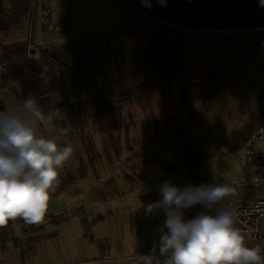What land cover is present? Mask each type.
Listing matches in <instances>:
<instances>
[{"label": "rangeland", "instance_id": "rangeland-1", "mask_svg": "<svg viewBox=\"0 0 264 264\" xmlns=\"http://www.w3.org/2000/svg\"><path fill=\"white\" fill-rule=\"evenodd\" d=\"M117 2L127 10H133L143 22H148L152 26H161L168 31L165 35H148L134 22L127 24L122 31L123 37L134 45L143 46L140 44L147 43L144 51L133 53L134 57L144 58L147 63H156V56L160 61L164 60L170 55L175 44L179 50L177 72L182 73L187 66L198 71L213 68L217 74L222 75L223 79H230V83L220 87L212 82L207 84L205 90L208 91L209 96L202 100H195L190 96V109L182 113V121L168 129L162 128L158 136L162 140L161 143L163 140H170L171 143L177 144V148L180 147L178 144L183 139L186 140L184 148L190 149L191 153L181 157L185 156L188 160L192 157L193 159L196 156L200 157L198 173L200 175L205 173L209 180L214 179L213 181L217 182L219 179L217 165L218 163H229L224 154L229 152L228 147L235 144L233 134L248 125L254 117V109L258 103L263 83L261 80L262 61L256 59L255 55L264 50V27L218 32L183 29L166 24L159 25L155 20L145 17L133 8L126 0H117ZM119 13L117 6L111 0H34L33 36L46 43L51 42V38L55 39L54 42H58L74 36L86 37L102 34L120 21L118 20ZM45 18L46 22L49 19V25L51 24L48 31H42L40 27ZM66 22L69 23L70 29L58 28ZM53 25L55 29H52ZM173 32H177L175 39L171 36ZM18 36L19 33L15 31V28L12 32L0 33V46L1 43L11 42ZM105 43V39L98 40L94 49L102 48ZM175 48L172 57H174ZM162 64L163 68L164 64ZM156 66L158 67V62ZM126 69L133 73L137 72L132 70L131 63ZM65 88L70 97L72 91L68 83ZM23 100L17 77L11 79L6 86L0 87V112L24 116ZM69 100L71 102V98ZM186 101L188 102V99ZM69 104L63 108L57 106L45 113L46 119L43 123H33L31 119H28L37 136L52 139L60 147L68 144L73 147V155L64 163L60 170L59 183L55 191L50 193L46 211L48 214L66 209L63 213L68 214L69 221L57 224L55 217H47L41 223H34L44 225V231L47 230L49 239L25 244L22 250L12 245L10 241V237L18 235V225L13 222L8 232L5 250L0 251V264H53L55 258L47 257L46 252L55 251L58 248L59 250L63 248L65 253L84 255L83 257L91 259L90 251L93 243L88 233L82 234L77 219L80 220V217H85V215L91 219L90 217L96 213H102L104 221L95 224L92 230L95 233H104L105 229L110 230L111 241L122 240L125 247L131 240L129 229L139 216L138 196L149 191V185L155 187L152 189L160 200L159 189L164 182L167 181L176 187L190 184L187 176L189 171L179 166L182 161L178 159L174 162L177 171L166 177L164 175L142 177L140 173L139 176L133 175L125 170L123 166L125 164L120 163L118 159L108 162L106 155L114 151L111 138L113 139L121 131L118 129V123L116 126L111 121L83 123V118L79 116H83L84 113L76 112L72 107L73 104ZM110 116L114 121L119 114L112 113ZM110 125L114 127L109 128ZM65 128L69 131L67 135H62L61 130ZM125 152L124 150L122 154ZM230 158L235 164L241 162L240 151H235ZM159 162L163 164L162 155H160ZM156 172L154 171L153 174ZM78 174L80 177L76 176ZM131 176L135 177L136 182L130 180ZM134 183L136 185L130 187V184ZM204 184L211 183L205 181L197 186ZM66 185L68 188H64ZM202 207V205L194 206L197 212L194 216L205 211ZM215 208H224V202L220 201ZM215 208L207 214H214ZM156 217L161 222L165 220L162 210L158 211ZM30 235L24 236L21 233L17 240L18 243L25 242L26 239L21 238ZM63 264H74V261L65 260Z\"/></svg>", "mask_w": 264, "mask_h": 264}, {"label": "trees", "instance_id": "trees-1", "mask_svg": "<svg viewBox=\"0 0 264 264\" xmlns=\"http://www.w3.org/2000/svg\"><path fill=\"white\" fill-rule=\"evenodd\" d=\"M111 1L117 6L123 17L107 34L106 44L98 50L92 49L91 52L89 49L86 50L87 47L83 45L84 40L82 39L64 45L36 44L33 36L34 0H0V33L6 34L14 28L19 29L23 24L28 26L24 40L1 43L0 87L6 86L11 79L17 77L22 98L27 99L29 95L36 97L45 114L57 106L60 108L70 105L69 103H73L74 98L81 93L85 94L82 99V102L85 103L91 104L93 101L97 102L101 99H105L107 102L119 103L134 98L141 91L162 89L167 86L168 78L186 73L185 71L182 73L177 72L179 50L175 44L170 52L172 55L173 49L176 47L174 57L171 60L169 59L170 61L168 57L160 61L156 56V63H147L144 58L134 57L133 53L135 51H144L146 48L136 47L130 40L122 36L121 26L126 21L134 22L144 31H152L160 35H165L168 31L161 28V26H152L148 22H143L133 10H127L117 0ZM157 23L165 25L160 22ZM62 25L68 26L69 23L66 22ZM175 33L177 32H173V35H171L174 38ZM153 52L155 53V51ZM157 62L158 67L156 66ZM130 63L133 65L132 70L137 72L133 73L126 69ZM161 64L164 66L163 68ZM213 72L212 68H207L203 73H195V75L200 76L199 78H213ZM198 82L199 87L194 85L192 89L191 97L195 100L209 96L208 91L205 90L206 87L201 83L203 81ZM67 83L72 91L70 97L65 90ZM89 93L92 94V97L88 96ZM49 94H56L58 99L52 101ZM69 98H71V102ZM99 116H102V114H99ZM108 127L111 128L112 126ZM251 131V127L247 125L235 131L232 136L235 139L233 149H242ZM185 150L190 149L185 147ZM189 152L191 153V150ZM198 153L197 151V155ZM200 160V157L196 156L194 159L192 157V159L183 160L181 163L185 164L186 169L189 171L190 185L192 186L207 181V177L198 173V162ZM139 201L144 223L149 225L157 212L148 215L145 213L144 206L156 202V194L154 192L142 194L139 196ZM191 208L184 211V218L189 215ZM67 215V213L62 212L47 214V217H55V223L58 224L67 220ZM79 221L83 227L84 235L87 234L88 223L85 217H80ZM13 222L18 225V235L10 237V241L12 245L20 248V250L25 244H33L43 237H48L43 233L39 234L44 229L43 225L28 223L23 217L18 216L9 219L4 227H0V251L5 250L8 232L11 230ZM21 233L24 236H28L30 233L31 235L21 238L22 240L26 239L25 242L18 243L17 240Z\"/></svg>", "mask_w": 264, "mask_h": 264}, {"label": "clouds", "instance_id": "clouds-1", "mask_svg": "<svg viewBox=\"0 0 264 264\" xmlns=\"http://www.w3.org/2000/svg\"><path fill=\"white\" fill-rule=\"evenodd\" d=\"M259 5L264 7V0ZM49 95L52 101L58 99L56 94ZM22 107L24 116L0 112V227L18 216L28 223H41L60 170L73 155L71 144L60 147L33 130L28 119L33 123L46 119L36 97L29 95ZM68 131L62 129L61 134ZM159 191L161 199L144 206L148 215L160 210L165 215L159 242L151 254L139 255L136 264H264V246L247 247L234 226L235 213L215 208L235 195L232 186L178 188L166 181ZM195 205H202L205 211L186 220L184 211ZM213 208L214 214H207Z\"/></svg>", "mask_w": 264, "mask_h": 264}, {"label": "crops", "instance_id": "crops-1", "mask_svg": "<svg viewBox=\"0 0 264 264\" xmlns=\"http://www.w3.org/2000/svg\"><path fill=\"white\" fill-rule=\"evenodd\" d=\"M44 13L46 14L47 11L45 10ZM119 14L120 15L118 16V20L121 21L123 16L121 13ZM45 22H46V18L44 19V21H42L40 25L42 31H48L49 26L51 25V24L49 25V19L47 20L46 23ZM129 23H131V21H126L121 26V30H120L121 33ZM116 25H113L110 29L104 31L105 33L93 35V36H86V37L74 36V37H70L68 40L58 41V42H54L53 40L55 39L51 38L50 40L51 42H46V43L44 41H41L40 39L39 40L36 39L34 36V41L36 44H40V45L42 44L64 45L69 42L82 39L84 40L83 45L85 47H88V49L91 50L92 52V49L96 47L97 41L100 39L107 40L106 39L107 34H109L112 28L115 27ZM58 28L70 29V25L65 26L61 24V26ZM27 29L28 26H26V24H23L19 29H15V31L19 33V36L14 38L12 41L24 40L25 32ZM52 29H55L54 25L52 26ZM139 29L142 30L140 27ZM142 31L147 33L148 35L160 36V34H157L156 32L144 31V30ZM145 44L147 45V43H144V44H140L143 46H139V44H136L135 46L144 48L146 47ZM171 58L172 55L170 54L168 56V60L169 59L171 60ZM192 69H194L193 73H192ZM204 71L205 70L198 71L195 68L187 66L185 68L186 73H184V75H175L168 78L166 87L162 89L141 91L134 98H130L121 101L119 103L107 102L105 101V99L98 100L97 102L93 101L94 103L92 102L91 104L85 103L82 102V99L84 98L85 94L81 93L80 95L74 98L73 103L71 104H73L72 107L75 109L76 112L84 113L83 116L82 115L79 116L83 118V123H89L90 121L92 123H104L107 121H111L113 124L115 123V126L116 123H118V129L121 131H119V133L117 134L118 136L116 135L113 139L111 138V140H113V143L111 145L114 146V151H112L113 153H109L108 155H106L108 162H113L114 160L118 159L120 163L125 164L123 165L125 166V170L133 175L139 176L140 173L142 177L145 176L158 177L161 175H164V177H166L170 173L173 172L175 173L177 171V167L176 165H174L175 160L176 159H178V161L187 160L185 156L184 157L181 156L190 155L189 152L190 150H185V148L183 147L186 142V140L184 139L183 141H181L180 144H178L180 145L179 148L176 147L177 146L176 143H171L170 140H163V142L161 143L162 140L158 137L159 131L162 128L168 129L170 126H174L176 125V123L182 121L181 115L182 113H186L190 109V104H189L190 96L193 93L192 90L193 86L195 85L196 87H199L197 84L198 81H203L201 83H203L206 88H207V84H209L210 82L214 83L217 87H220L221 85L222 86L227 85L228 83H230V79H223L222 75L217 74L215 71L213 72V78H199L200 76L195 75V73L201 74ZM262 87H264L263 83H262ZM88 96L92 97V94L89 93ZM187 99L188 102L186 101ZM258 104H259V97L255 109L257 108ZM63 107L64 106L60 108ZM112 113L119 114L118 117L114 118V121L110 116V114ZM99 114H102V116H99ZM253 116L254 117H252V121L249 122V124L247 125L250 126L251 129H253L254 125L256 124L255 114ZM112 127H114V125H112ZM186 127L187 126H185V128ZM233 146H235V144H233L231 147H228L229 152L227 154H224L225 157H227V161L229 163L226 164L218 163L217 165L218 168L217 171L219 174L218 176L219 179L217 180V182L213 181L214 179L209 180L207 174L201 173L202 175L207 177V181L209 183L216 185L225 184V183L228 184L227 182L230 180H237L251 173V169L245 165L241 157H240L241 162L237 164H235L232 158H230L232 157L235 151H241V149L238 150L233 149ZM124 150L126 152L122 154ZM160 155H162L163 164L159 162ZM119 166H121V164H119ZM179 166L184 167L186 169L185 164H180ZM154 171L155 172L157 171L156 174H153ZM76 176L80 177L79 174ZM127 176L128 173L126 177ZM187 176L189 177V174H187ZM130 178H131L130 180L136 182L135 177L131 176ZM190 184H191V180H190ZM135 185L136 183L130 184V187H133ZM148 187H149V191L141 193L140 195L149 192H154L156 194V192L153 191L152 189L154 186L149 185ZM179 187H184V186H179ZM232 187L235 189V195L226 197L222 200L224 202L223 209L231 210V208L239 201L251 200L264 196V186L235 185ZM64 188H68V186L66 185V187ZM139 196H138V200H139ZM157 201H158V197H157ZM70 209L71 208H69V210ZM202 209L204 208L202 207ZM65 210L49 212L48 214H59L65 212ZM137 211L139 213V216L137 217L136 221L129 229L131 240L129 241L128 245L127 244L125 245V247L123 245L124 242L122 240H119V242H114L115 240L111 241L109 236L110 230L105 229L104 233H95L92 230L95 224L104 221V216L102 215V213H96L93 217H90L91 219H89V217L85 215V220L88 223V231H87L88 236L90 237V240L93 243V248L90 251L91 259H87L83 257L84 255H72L65 253L63 251L64 250L63 248L60 250L58 248L55 251L46 252V256L55 258L53 264H63L65 260H68L69 262L74 261V264H94L97 258H101L103 264H136V260L139 255L151 254V250L153 249L154 245H158V238H160L159 229L161 225H163L164 223L161 222L160 219L156 217L157 216L156 215L155 218L152 220L151 224L145 225L143 217L140 212V201ZM202 212H204V210ZM195 213L197 212L193 206L191 208L189 215L185 219L187 220L196 217L194 216ZM44 219L45 220L47 219V214H45ZM68 221L69 220L67 219L61 222L65 223ZM77 221L81 229V232L84 235L83 227L81 226L79 219H77ZM42 233L47 235V230L44 231L43 229L41 232H39V234ZM44 239H49V238L43 237L39 241H42ZM158 254L159 253L157 248V255ZM50 260L53 259L50 258Z\"/></svg>", "mask_w": 264, "mask_h": 264}, {"label": "water", "instance_id": "water-1", "mask_svg": "<svg viewBox=\"0 0 264 264\" xmlns=\"http://www.w3.org/2000/svg\"><path fill=\"white\" fill-rule=\"evenodd\" d=\"M157 22L190 30L230 32L264 27L259 0H126Z\"/></svg>", "mask_w": 264, "mask_h": 264}, {"label": "built area", "instance_id": "built-area-1", "mask_svg": "<svg viewBox=\"0 0 264 264\" xmlns=\"http://www.w3.org/2000/svg\"><path fill=\"white\" fill-rule=\"evenodd\" d=\"M255 58L262 61L261 80L264 86V50L257 52ZM254 114L256 124L240 151V157L251 169V173L243 178L228 181L232 186H264V87ZM230 211L235 213L234 226L240 229L245 245L250 248L264 246V196L239 201ZM94 264H103L101 258H97Z\"/></svg>", "mask_w": 264, "mask_h": 264}]
</instances>
